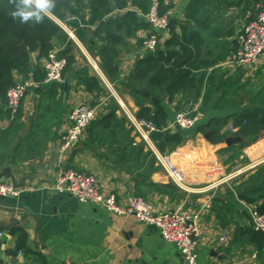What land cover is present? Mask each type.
I'll list each match as a JSON object with an SVG mask.
<instances>
[{"label": "crops", "instance_id": "obj_1", "mask_svg": "<svg viewBox=\"0 0 264 264\" xmlns=\"http://www.w3.org/2000/svg\"><path fill=\"white\" fill-rule=\"evenodd\" d=\"M191 1L164 0L166 15L171 20H181ZM124 12L115 11L111 16ZM45 16L68 35L71 42L69 51L75 62L72 70L57 83L60 105L52 117H41L39 123L43 126L38 123L31 125L30 122V118L36 120L42 113L48 114L45 108L41 110L36 107L39 75H30L27 80L33 81L35 86L27 91L19 106L20 122L24 127L17 131L16 138L6 149L0 151V181L26 190L18 198L0 199V264H61L64 261L75 264L180 263L178 249L163 241L155 227L138 223L132 216L115 215L99 206L82 204L74 197L50 190L60 169H73L95 176L101 191L114 194L122 205L131 197H140L149 202L156 213L174 209L187 212L202 209V233L196 248L200 264H264V243L259 248L258 241L250 234V213L256 211L260 203H248L241 197L244 193L264 188V173L258 172L262 164L218 187L211 194L186 195L178 190L150 160L144 143L129 128L120 108L110 101L112 95L108 88L98 83L96 89H86L80 81L81 71H86L87 77L92 76V67L86 55L90 57L92 46L99 44L94 36L95 27L88 23L87 0H84L76 16H68L63 20L75 39L52 19V15ZM223 17L226 22L224 31H231V35L203 46L204 52L207 46L214 52L206 61L216 60L218 63L211 78V85L215 87L211 100L202 105L201 97L207 89L204 83L197 99V91L192 89L185 96L179 94L172 100L164 98L161 102L167 115V124L175 113L182 110L196 107L200 114V123L193 129L170 130V133L182 132V141L175 148L162 151L183 168L186 181L193 186L203 185L264 157V137L241 149L239 145L242 138L230 131L234 118L240 112L264 113V53L254 65L231 64L237 46L236 37L247 17H242L233 7L224 9ZM81 30L84 35L78 39L74 32ZM175 31L179 33V29ZM148 33L147 28L140 30L135 38L127 39L126 46L120 50L119 79L115 80L118 89L120 81L134 70L137 60L144 55L137 41H142ZM166 39L168 37H160L159 44ZM51 43L59 50L67 45V42L58 43L55 38ZM210 73L211 69L207 75ZM113 91L116 93L114 88ZM118 97L129 109L135 113L138 111L134 100L127 93L121 92ZM79 104L95 108L98 116L113 111L119 119L124 120V131L128 132L132 140L129 150L134 151V158L127 156L114 165L104 156L107 147L97 146L91 150L85 145L84 134L69 151L62 152L60 139L68 127L69 113ZM228 117V122L219 131L220 135H226L224 139L218 140L214 131L216 121ZM13 120L8 111L0 122V131L7 129ZM36 126L43 130L42 136L36 134ZM200 128L207 130L202 131ZM29 130L33 135L28 137ZM236 136L241 138L240 142L230 146L225 144L226 138ZM18 140L28 146L15 158L14 149ZM224 234L229 241L226 245H219L217 239Z\"/></svg>", "mask_w": 264, "mask_h": 264}, {"label": "trees", "instance_id": "obj_2", "mask_svg": "<svg viewBox=\"0 0 264 264\" xmlns=\"http://www.w3.org/2000/svg\"><path fill=\"white\" fill-rule=\"evenodd\" d=\"M157 1L158 13L166 15L167 6L164 0ZM261 1L192 0L181 20L175 21L169 18L168 39L161 45L158 44L153 52H144V55L137 60L134 70L120 81V89H118L115 80L119 79V52L126 46V40L135 38L137 32L146 28L151 30L143 18L150 9L151 0H87L88 23L95 27L94 36L99 42L97 45L94 43V47L92 46L89 51L90 55L92 53L90 57L93 60L97 58L95 62L99 71L118 96H121V92H125L134 100L138 107L136 117L149 121L156 127L158 131L151 135V139L161 151L166 148L173 149L182 141V132L170 133L164 130L167 125V115L161 105L162 100L164 98L172 100L179 94L185 96L192 89H196L195 99H197L205 83L207 89L201 98L202 105L207 104L215 89L211 85V78L217 70L215 66L218 63L216 60L206 61L214 52L208 49V46L204 52L203 46L211 41H221L225 36L231 35V31H224L226 25L223 17L224 9L232 7L237 9L242 17H247V22L253 18L256 5ZM83 3L84 0H55L52 16L64 23L63 20L66 17L76 16ZM14 4L15 0H0V122L5 119L8 112L7 90L15 84L18 78L25 81L32 73H35L39 75L40 83L36 90L39 94L36 107L41 110L45 108V113L48 114L42 113L36 120L30 118V122L31 125L37 123V125H42L39 123L41 117H52L60 105V100L57 97V83L47 85L42 83L45 74L44 69L41 68V61L54 49L51 43L53 38L57 39L58 43L67 42V45L59 50L60 57L66 59L67 62L63 72L64 76L72 70L75 62L69 51L71 42L68 35L46 16L38 24L21 23L14 19L11 16ZM115 11L125 12L112 17ZM176 29H179V33H176ZM74 34L80 39L84 31H75ZM137 43L139 47L142 46V41L138 40ZM22 44L25 46L24 49L21 47ZM27 52L35 54V61L30 60ZM209 69L211 73L207 75ZM91 71V77L85 75L86 71H81L80 81L84 87L96 89L98 83L104 87L97 73L92 69ZM110 101L119 107L114 97H110ZM20 118L19 107L8 128L0 131V151L5 150L16 138L17 131L23 129ZM229 118L216 121L214 131L218 140L224 139L226 134L220 135L219 131ZM124 120L119 119L113 111L97 116L84 131L85 145L91 150L97 146H106L107 154L104 156L114 165L125 160L127 156L131 155V158H134V151L129 150L132 140L128 132L124 131ZM232 128H237L235 134L242 138L239 145L241 149L255 144L264 137V113L240 112L234 118ZM35 130L37 135H43L42 129L36 126ZM200 130L206 131L207 128H200ZM29 131L28 137L33 135L32 131ZM27 146V143L24 144L22 140H18L14 149V157H19L24 147ZM28 151L29 149L26 150ZM258 172L259 174L264 173V164L259 167ZM241 197L248 203H260L255 208L256 212L264 214V188L244 193ZM250 231L254 240L258 241L259 248H262L264 234L255 232L252 228Z\"/></svg>", "mask_w": 264, "mask_h": 264}, {"label": "built area", "instance_id": "obj_3", "mask_svg": "<svg viewBox=\"0 0 264 264\" xmlns=\"http://www.w3.org/2000/svg\"><path fill=\"white\" fill-rule=\"evenodd\" d=\"M158 1L151 0L148 13L143 16L151 30L142 40V50L153 52L160 42V37H169V18L158 13ZM52 19L60 25L72 38L73 34L64 23L54 17ZM75 39V38H74ZM237 46L231 59L235 66H250L256 64L264 53V0L256 5L253 18L245 23L236 37ZM77 43V41H76ZM78 46L82 48L79 44ZM85 53V51L83 50ZM86 54V53H85ZM88 64L97 73L103 84L108 88L112 97L117 101L120 110L132 132L144 143V146L155 165L163 172L168 181L186 195H206L213 193L218 187L232 182L234 179L264 164V157L247 166L236 169L228 174L218 176L211 181L193 186L186 181L183 168L173 159L162 152L151 139V135L158 130L149 121L136 117V113L129 109L113 91L112 86L99 71L95 60L86 55ZM66 59L60 57L59 49H52L43 61V84L60 83L66 67ZM35 86L31 80L16 81L6 92V101L9 115L14 118L18 112L21 101L27 91ZM98 116L95 108L79 104L74 107L68 116V127L60 139V150L69 151L74 143L84 134L85 129ZM200 123V114L196 107L175 113L173 119L167 124L165 130H190ZM232 133L237 128H230ZM57 194L74 197L79 203L99 206L105 211L119 215L132 216L136 222L153 226L160 237L168 244L174 245L180 254L179 264H200L197 258V240L202 233V209L187 212L181 209L168 210L156 213L153 206L140 197H131L125 205L120 204L112 193H103L95 176L73 169L58 170L54 183L49 188ZM26 192L17 189L11 184L0 181V198H18ZM250 225L253 231L264 233V214L253 211L250 213ZM1 237V234H0ZM229 239L226 234L218 237L219 245H226ZM61 264H75L64 261Z\"/></svg>", "mask_w": 264, "mask_h": 264}, {"label": "clouds", "instance_id": "obj_4", "mask_svg": "<svg viewBox=\"0 0 264 264\" xmlns=\"http://www.w3.org/2000/svg\"><path fill=\"white\" fill-rule=\"evenodd\" d=\"M55 0H15L11 16L21 23H40L45 15H52Z\"/></svg>", "mask_w": 264, "mask_h": 264}, {"label": "water", "instance_id": "obj_5", "mask_svg": "<svg viewBox=\"0 0 264 264\" xmlns=\"http://www.w3.org/2000/svg\"><path fill=\"white\" fill-rule=\"evenodd\" d=\"M21 47L24 49L25 46L22 44ZM29 58L31 61H34V54L33 53H30V52H27ZM207 136V135H206ZM241 141V138L240 137H228L224 140L225 144L227 146H230L232 143H236V142H240ZM1 199V198H0Z\"/></svg>", "mask_w": 264, "mask_h": 264}]
</instances>
